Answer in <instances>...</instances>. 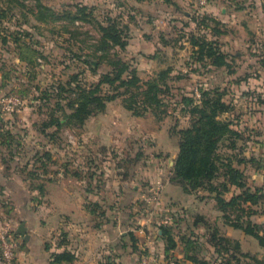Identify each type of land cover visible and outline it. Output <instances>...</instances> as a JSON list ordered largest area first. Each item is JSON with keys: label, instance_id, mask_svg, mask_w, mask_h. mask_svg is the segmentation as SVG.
<instances>
[{"label": "rangeland", "instance_id": "1", "mask_svg": "<svg viewBox=\"0 0 264 264\" xmlns=\"http://www.w3.org/2000/svg\"><path fill=\"white\" fill-rule=\"evenodd\" d=\"M40 2L54 16L45 9L41 15L34 0H0V230L8 229L19 241L16 260L21 253L25 264L33 251L49 245L42 229L51 217L55 243L76 234L64 227L74 218L54 212L49 196L51 185H66L84 201L88 221L113 235L107 251L98 244L101 264H194L187 254L210 264H264L258 239L226 221L213 192L205 187L186 192L181 186L175 191L169 181L179 131L191 122L184 95L198 101L203 86L223 93L231 108L221 117L241 134L224 138L218 151L246 173L250 185H264V126H256L257 112L264 113V0ZM82 6L86 13L74 19ZM112 20L127 42L112 47V57L127 61L143 80L172 68L164 94L168 111L162 117L152 111L135 115L119 97L84 124L68 122L63 110L71 111L68 102L77 85L96 82L110 69V57L97 48L101 25ZM193 39L213 41L227 64L199 58ZM9 96L23 103L9 110ZM55 117L59 122H52ZM245 155L254 161L240 163ZM33 170L37 175L31 178ZM224 179L221 175L216 183ZM42 183L44 191L38 187ZM157 184L162 185L159 201L146 203L145 195ZM256 207L251 219L264 218V206ZM21 223L32 239L18 232ZM223 236L230 240L221 243ZM171 238L176 243L168 249Z\"/></svg>", "mask_w": 264, "mask_h": 264}, {"label": "trees", "instance_id": "2", "mask_svg": "<svg viewBox=\"0 0 264 264\" xmlns=\"http://www.w3.org/2000/svg\"><path fill=\"white\" fill-rule=\"evenodd\" d=\"M6 1L24 3L27 0ZM34 1L41 15L44 14L45 9L50 10V16H54V11L43 6L40 0ZM86 8L87 6L79 7L73 18H77L78 14H85ZM43 17L46 16L43 15ZM101 31L103 34L97 49L105 56L110 57V69L102 72L96 82L77 85L78 90L68 102L71 111L64 109V118L68 122L84 124L91 115L105 111L109 101L119 97L124 106L135 115H142L147 111H152L160 117L165 115L168 109L164 107V94L169 90L168 79L172 68L162 69L150 79L143 80L138 75L137 69L131 68L127 61L109 54L112 47L119 45L124 48L127 43L123 30L118 27L116 21L112 20L107 24H102ZM192 42L199 46V58L208 55L212 63L217 66L227 64L226 56L224 53L218 52L213 41L193 39ZM200 89L201 97L198 101L191 96L184 95L183 100L190 106L187 107V110L191 115V122L179 131V152L175 158L169 181L174 185L181 186L186 192L201 187L213 192L218 208L224 212L226 221L235 228H241L246 234L257 238L260 246L264 249L263 225L251 219L252 215L259 212L256 206L261 204L264 206V188L250 185L246 173L237 167L230 158H224L218 151L224 138H239L241 134L238 129L232 127V121L221 117L231 108L223 99V93L218 91L211 93L208 88L203 86ZM55 120L59 122L56 117L52 122ZM7 132L9 136L12 135L11 131ZM14 141L16 144L19 143L18 140ZM234 145L235 143L232 144V146ZM44 157L50 159L51 154L46 152ZM244 161H254V157L245 155L239 159L240 163ZM224 167L225 171L223 172ZM46 172L48 171L45 169ZM29 173L31 178L37 175L34 170ZM221 175H225V179L216 183ZM26 179L28 178L25 177ZM38 187L44 191L45 184L42 183ZM226 192H229V196L225 195ZM166 233V230H163V234L166 235ZM218 239L221 240V243L223 240H230L229 237L224 236L218 237ZM170 240L172 244L168 246V249L174 247L176 243L174 239ZM187 258L194 264H210L209 260L196 255L187 254ZM75 259L76 255L70 249L54 251L51 253L49 264H72ZM16 261L15 259L14 264H18Z\"/></svg>", "mask_w": 264, "mask_h": 264}, {"label": "crops", "instance_id": "3", "mask_svg": "<svg viewBox=\"0 0 264 264\" xmlns=\"http://www.w3.org/2000/svg\"><path fill=\"white\" fill-rule=\"evenodd\" d=\"M258 104L259 103L254 102L252 104V107L254 106L255 109L259 110ZM262 110L263 109H261V111ZM257 113L258 116L260 114V117H256L257 120L259 119L256 126L259 125L262 127L264 126V118L262 119L261 114L264 115V113L263 112L261 113L257 112ZM257 132L258 130L256 131V133ZM258 170H260V168ZM20 184L21 186H23V189L27 188L28 183L26 182V180H21ZM173 187L175 188L174 189L175 191L177 188H179V186L177 185H173ZM49 188H50L49 196L51 200H54L56 203L54 204L55 208H53V211L54 212L59 211V213L61 214L71 215L70 219L74 218L73 221L66 222L65 223L66 225L64 227L66 228L67 231L70 228H73V230H77V232L74 235H71L72 233H70L67 239L63 240V242L55 243V241L51 239L52 229L55 228V226L52 225L53 219L51 217L49 221L44 224V227L42 229V231L45 233V236L50 240L49 245L47 244H44V246L41 245L38 249H36L37 252L33 251L32 254H34L35 256L28 257V259L25 260V264H49V260L52 252L64 251L65 249H71V247H72V251L76 255L75 263L72 264H101L100 259L97 257L99 255L98 250L100 249L98 244L104 245V247H101V251L103 252L107 251V248L112 246L110 245V240L112 239L111 236L113 237V235L110 236V234L108 233L101 232L97 226H95L92 222L88 221L90 215L86 206L84 205V201H82L81 199H79L78 201L77 198L72 195V191L70 190L69 187H67L66 185H60L59 189L57 188L54 189L53 186L51 185ZM170 188L172 189V187ZM260 188H264V185L261 186ZM74 199H75V204L73 203ZM57 200H58V204H57ZM82 217L84 218L85 221L82 220ZM252 219L257 223L264 222V218H260V216L259 217L257 216L255 218L252 217ZM27 231H28V227H27ZM37 231L38 228H36V232ZM28 234H29L28 239L30 237L32 239L33 233L31 234L28 233ZM57 244L58 246L60 245L59 248L56 247ZM23 257L24 256L21 255V253L18 254L17 262L23 264L24 263Z\"/></svg>", "mask_w": 264, "mask_h": 264}, {"label": "built area", "instance_id": "4", "mask_svg": "<svg viewBox=\"0 0 264 264\" xmlns=\"http://www.w3.org/2000/svg\"><path fill=\"white\" fill-rule=\"evenodd\" d=\"M208 0H198L200 5H205ZM7 100L6 108L9 110L14 109V105L23 103V99L16 96H9L5 98ZM162 185L157 186L144 197V201L148 204H154L159 201L161 195ZM8 234V229L0 230V264H14L16 259V249L19 245V241L11 238Z\"/></svg>", "mask_w": 264, "mask_h": 264}, {"label": "water", "instance_id": "5", "mask_svg": "<svg viewBox=\"0 0 264 264\" xmlns=\"http://www.w3.org/2000/svg\"><path fill=\"white\" fill-rule=\"evenodd\" d=\"M2 114L0 111V119H2ZM18 232L22 235H25V239H28L29 234L27 233V227L24 223H21L18 227Z\"/></svg>", "mask_w": 264, "mask_h": 264}]
</instances>
